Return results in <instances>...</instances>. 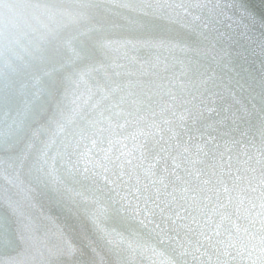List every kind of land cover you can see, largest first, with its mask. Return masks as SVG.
Listing matches in <instances>:
<instances>
[{"label": "water", "instance_id": "obj_1", "mask_svg": "<svg viewBox=\"0 0 264 264\" xmlns=\"http://www.w3.org/2000/svg\"><path fill=\"white\" fill-rule=\"evenodd\" d=\"M262 238L264 0H0V264H264Z\"/></svg>", "mask_w": 264, "mask_h": 264}, {"label": "snow or ice", "instance_id": "obj_2", "mask_svg": "<svg viewBox=\"0 0 264 264\" xmlns=\"http://www.w3.org/2000/svg\"><path fill=\"white\" fill-rule=\"evenodd\" d=\"M23 228H24V232H25L26 236L29 239H33L34 238L35 229H34V225L32 224V222L30 220L29 221H25L24 224H23ZM259 246H260L261 250L264 251V238H262L260 240ZM203 264H212V262L209 260L207 262H203Z\"/></svg>", "mask_w": 264, "mask_h": 264}]
</instances>
